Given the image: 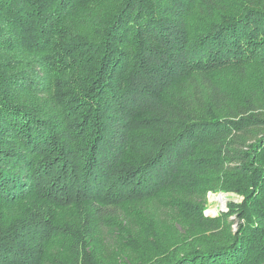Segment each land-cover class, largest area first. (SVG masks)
I'll return each instance as SVG.
<instances>
[{
  "label": "trees",
  "instance_id": "trees-1",
  "mask_svg": "<svg viewBox=\"0 0 264 264\" xmlns=\"http://www.w3.org/2000/svg\"><path fill=\"white\" fill-rule=\"evenodd\" d=\"M0 264H264V0H0Z\"/></svg>",
  "mask_w": 264,
  "mask_h": 264
},
{
  "label": "rangeland",
  "instance_id": "rangeland-1",
  "mask_svg": "<svg viewBox=\"0 0 264 264\" xmlns=\"http://www.w3.org/2000/svg\"><path fill=\"white\" fill-rule=\"evenodd\" d=\"M229 200L238 201L240 197L233 193L227 192H209L207 193L206 214L214 215L219 211L226 210V203Z\"/></svg>",
  "mask_w": 264,
  "mask_h": 264
}]
</instances>
